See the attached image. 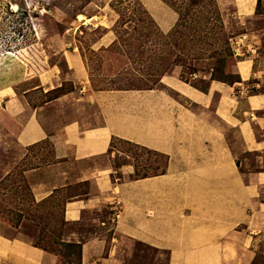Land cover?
I'll return each instance as SVG.
<instances>
[{"label": "crops", "instance_id": "1", "mask_svg": "<svg viewBox=\"0 0 264 264\" xmlns=\"http://www.w3.org/2000/svg\"><path fill=\"white\" fill-rule=\"evenodd\" d=\"M257 3L218 0L224 21H234L250 48L233 57L239 81L232 84L211 79L202 90L177 67L153 88H95L75 42L60 49L64 72L45 60L26 90L14 89L26 69L13 67L11 86L0 66V180L31 147L51 144L49 160L22 174L36 201L66 198L62 216L70 228L62 239L81 244V264H134L140 246L153 251V264L164 254L167 264H264V0ZM176 19L160 29L169 31ZM114 37L109 26L91 48L108 47ZM63 82L73 87L51 99L31 104L25 97ZM113 140L165 154V171L135 178L132 163L115 168ZM86 160L93 164L82 166ZM59 262L0 232V264Z\"/></svg>", "mask_w": 264, "mask_h": 264}, {"label": "rangeland", "instance_id": "2", "mask_svg": "<svg viewBox=\"0 0 264 264\" xmlns=\"http://www.w3.org/2000/svg\"><path fill=\"white\" fill-rule=\"evenodd\" d=\"M158 1L160 3L138 0L144 8L146 7L145 10L150 16L147 6L151 9L154 15L151 18L161 30L159 23L171 24L172 20L176 19V15L172 13L173 11L163 0ZM216 1L218 3V0ZM156 5L159 8L155 7ZM229 8L232 10L230 6ZM121 10L124 15L123 18H130V20L125 21L122 26L115 27L119 13L111 5V0H0V58H2L0 60L3 61L0 66L7 72L6 80L9 81L11 86L13 85L14 81L12 78L9 79L8 76L11 73L12 77H16L18 71L13 67L19 64L23 70L26 69V78L14 85V89H28L38 81L36 75L29 76V74L43 69L45 60L48 64L58 65L59 69L64 72L66 68L60 49L66 46L67 49L71 50L72 45L67 46V44H74L75 42L80 46L81 55L88 69L89 81L93 87L108 85L111 82L112 84H121V86L133 83L135 86L142 88L148 87L151 82L145 80V72H149L147 65L158 51L163 52L164 46L158 41H153V39L152 41L151 39L146 40L147 28L145 29V26L138 21L140 16H146L142 13L140 5H134L133 0H126ZM81 14L85 19L78 18ZM176 21L177 19L175 23ZM226 21L227 29L235 34L230 41V43H234L236 37L243 34V32L237 28L234 21ZM109 26L115 35L114 40L119 34L121 40L124 38L132 44V49L120 44L114 47H110L111 45L108 47L102 46L98 50L92 49V43L103 35ZM162 32L166 33V31ZM138 45L139 47H137ZM167 47L166 51L168 50ZM170 50L173 51V54L183 53L185 57L192 52L189 44L182 49L170 47ZM232 50L235 58L233 47ZM131 51L133 52L132 55H130ZM129 56L131 60L128 58ZM185 59V64L171 66L165 73H171L178 67L180 68L179 76L183 81L187 78L188 83L197 88L201 85L208 87L212 70L206 65L207 63L204 61L195 63L193 66L197 69V72L193 73V70L187 64L188 59ZM233 60V58L229 60L224 68L223 78L228 80L225 83H230L229 81H232L236 75L232 67ZM217 74H220V72L217 71ZM159 84L160 82H157L154 86L156 87ZM72 87L73 85L70 82H63L60 87L47 93L37 90L33 93H26L25 97L31 104H37L43 102L45 98L51 99L62 92L70 90ZM51 151V144L46 141L31 147L28 159L14 170L16 173L14 178L25 166L35 164L40 160L48 161ZM109 155L115 168L130 162L140 173L146 167H161L164 162L160 155L153 154L140 146L122 140H113ZM1 156L0 152V158ZM8 156H12L11 151L8 152ZM74 164L79 165V162H74ZM92 164L93 160H86L81 163L82 166ZM151 171L147 170L146 173L151 174ZM21 193L23 198L19 195L21 199L15 196L11 200L15 205V209L12 205L8 208H11L14 212L18 209L22 210L25 216L34 218L35 223H38L39 227L44 228V232L49 234V228L44 226L46 222L51 225L50 213H53L54 218L60 215V207L41 208V206L31 202V196L27 190ZM50 199V203L57 204L61 203L64 197L53 196ZM13 217L15 215L0 216V221H2L0 222L1 233L11 237L20 236L29 241L31 237L36 238L40 228L32 220L23 217L16 224ZM68 228L70 226H64L62 232L64 233ZM56 247L61 251L64 250L63 246L57 245ZM153 255L154 253L150 248L140 246L139 252L137 250L133 258L134 264H153ZM60 260V264H67L64 258L60 257ZM159 260V264H167L168 257L164 254L159 257Z\"/></svg>", "mask_w": 264, "mask_h": 264}, {"label": "trees", "instance_id": "3", "mask_svg": "<svg viewBox=\"0 0 264 264\" xmlns=\"http://www.w3.org/2000/svg\"><path fill=\"white\" fill-rule=\"evenodd\" d=\"M126 0H111V5L119 13V18L116 20L115 27L122 26L125 21H129L130 18L124 19L121 8L124 5ZM169 7H171L175 12H177L178 17L174 27L164 33L155 24L151 16L147 13L145 8L141 5L138 0H133L134 5H140L142 13L146 16H140L138 21L147 28L146 40L160 42L164 46L163 52H157L154 57L150 60L147 68L149 72H145L146 81L151 82L146 88L135 86L133 83L129 85L121 84H112L98 86L95 88H124V89H147L155 87L154 84L160 81L161 76L169 70L171 66L178 64H185V58L188 59V66L193 70V73L197 72V69L193 66L197 62L204 61L208 65L211 71V79L221 80L223 82H228L223 77L224 68L229 60L233 58V50L231 46V38L235 35L230 30L227 29L222 12L219 8V5L216 0H163ZM258 6H260V0H258ZM142 6V7H141ZM258 10V8H257ZM154 27V28H152ZM118 32V31H117ZM123 43V44H122ZM117 44L124 45L129 49H132V44L129 43L126 39L121 40L119 34H117L116 39L112 42L110 47H114ZM187 44L192 49V52L189 53L187 57L185 54L178 53L173 54V51L170 50V47L182 49ZM166 46L167 51H166ZM170 46V47H169ZM139 47V45L137 46ZM132 51L131 54L132 55ZM174 55V57H173ZM130 59V56L128 57ZM134 60V58H132ZM131 60V59H130ZM192 63V64H191ZM217 71L220 74H217ZM222 72V73H221ZM235 81H239V77L235 75L232 81H229L232 84ZM185 82L187 78H185ZM153 86V87H151ZM200 89L206 90L207 86H199ZM136 145V144H134ZM139 146V145H137ZM149 152L160 155L163 159V165L161 167H146L142 173L138 172V169L135 168L134 176L135 178L145 177L149 175H155L163 173L166 169L168 157L165 154L149 150L145 147L140 146ZM147 170H152L151 174H147ZM16 173L13 171L10 174L6 175L3 179L0 180V216L6 217L12 215L13 220L15 218L16 224L24 217L26 219L32 220L35 223L34 218H28L23 214L22 210L14 212L8 206L15 205L11 200L14 197H22V191L27 190L31 196V202L35 205L44 207H60V215L57 218H54L53 213H50V224L46 222L44 227L49 228V234L44 232V228H40L39 224L35 223L37 227L40 228L36 238L31 237V243L34 246L40 247L46 251L53 252L56 255L65 259L67 264H81V244L76 242L64 241L62 239V229L66 225L65 220L63 219L62 213L66 198L64 197L61 203H50V198L45 200L36 201L33 198L29 185L27 184L22 171H19L16 178H14ZM73 194L67 195L71 197ZM19 197V199H21ZM53 197V196H52ZM51 197V198H52ZM23 198V197H22ZM55 204V205H54ZM6 206V207H5ZM55 213V212H54ZM40 223V222H39ZM63 246L64 250L61 251L56 246ZM74 256V257H72ZM78 262H77V261ZM61 262V260H60ZM59 262V264H60Z\"/></svg>", "mask_w": 264, "mask_h": 264}, {"label": "built area", "instance_id": "4", "mask_svg": "<svg viewBox=\"0 0 264 264\" xmlns=\"http://www.w3.org/2000/svg\"><path fill=\"white\" fill-rule=\"evenodd\" d=\"M246 36L245 34H240L236 37L234 43H231L233 49H234V54L236 56H242L247 53V50H250L247 44H245ZM243 47L246 48V51H243Z\"/></svg>", "mask_w": 264, "mask_h": 264}, {"label": "bare ground", "instance_id": "5", "mask_svg": "<svg viewBox=\"0 0 264 264\" xmlns=\"http://www.w3.org/2000/svg\"><path fill=\"white\" fill-rule=\"evenodd\" d=\"M78 18L81 19V20L85 19V17L82 14L79 15Z\"/></svg>", "mask_w": 264, "mask_h": 264}]
</instances>
